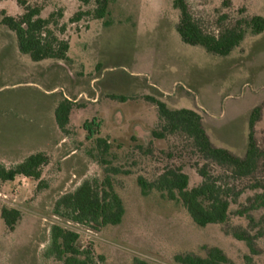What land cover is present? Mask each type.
Masks as SVG:
<instances>
[{
  "label": "rangeland",
  "instance_id": "rangeland-1",
  "mask_svg": "<svg viewBox=\"0 0 264 264\" xmlns=\"http://www.w3.org/2000/svg\"><path fill=\"white\" fill-rule=\"evenodd\" d=\"M25 1L42 5L44 16L63 13L69 60L33 62L19 51L15 33L0 23V162L10 167L38 151L49 156L42 188L25 176L0 186V208L6 205L22 213L13 231L0 221V264H50L43 253L54 224L80 233V245H91L105 264H132L136 257L150 264H176L177 254H201L211 246L244 264L248 251L219 227H198L176 202L158 193L143 195L137 183L139 174L148 175L143 165L119 176L126 206L120 225L95 231L55 215L53 208L61 195L84 180L103 176V167L89 154L96 137L109 138L120 156L116 164H125L122 157L136 143L151 140L159 111L147 96L170 108L197 111L212 144L236 155L246 151L250 114L259 107L253 129L262 144L264 31L246 35L221 57L181 41L173 0H110L107 18L84 17L73 24L70 19L78 11L94 6L81 0ZM185 1L192 17L214 33L245 15L264 18V0ZM2 11L16 17L24 10L21 0H0V19ZM109 95L129 99L122 102ZM64 96L78 105L67 131L55 117ZM93 119L100 121L99 128L93 127L100 134L87 140L84 123ZM156 146L166 143L157 141ZM260 246L262 254L253 256L255 262L264 261V240Z\"/></svg>",
  "mask_w": 264,
  "mask_h": 264
},
{
  "label": "trees",
  "instance_id": "trees-1",
  "mask_svg": "<svg viewBox=\"0 0 264 264\" xmlns=\"http://www.w3.org/2000/svg\"><path fill=\"white\" fill-rule=\"evenodd\" d=\"M83 5L94 7L78 11L71 24L84 17L105 19L110 15V0H81ZM23 13L12 16L2 11L1 25L15 33L19 51L33 62L54 60L68 61L70 39L66 36L67 24L60 23L61 11L44 16L42 5H30L21 0ZM178 11L176 31L187 45L200 46L206 52L225 57L238 47L246 35L264 31V18L245 15L232 25L216 33L205 31L194 19L185 0H173ZM227 4L223 2V5ZM240 9V13H243ZM106 24H110L107 20ZM126 102L127 96L109 95ZM148 100L157 105L159 120L151 129L147 144L136 143L122 157L125 164H116L120 158L112 151L109 138L98 136L89 154L103 167V176L84 180L74 191L61 195L55 202V215L68 221L100 231L120 225L126 214L124 199L119 193L120 175H131L134 168H142L148 175L139 174L137 183L143 195L158 193L164 199L176 202L198 227L217 226L225 236L241 243L249 254L243 256L244 264L255 262L253 256L262 252L264 240V140L262 144L254 135V124L259 119L260 108L255 107L249 119L247 148L243 155L216 147L210 141L203 124V117L195 110L170 108L153 96ZM76 101L64 96L55 108L59 128L67 131ZM100 121L87 120L86 139L91 140L99 130ZM136 141V138H133ZM157 141L166 147L156 146ZM148 162V163H147ZM49 156L43 151L30 154L22 161L8 167L0 162V186L13 182L19 176L38 181L42 188L43 167ZM19 209L6 205L0 208V221L13 231L20 221ZM80 233L54 224L44 257L50 264H105L90 246H81ZM176 264H236L217 246L203 247V253L186 252L174 257ZM132 264H150L136 257Z\"/></svg>",
  "mask_w": 264,
  "mask_h": 264
},
{
  "label": "built area",
  "instance_id": "built-area-1",
  "mask_svg": "<svg viewBox=\"0 0 264 264\" xmlns=\"http://www.w3.org/2000/svg\"><path fill=\"white\" fill-rule=\"evenodd\" d=\"M5 197H6V195H5Z\"/></svg>",
  "mask_w": 264,
  "mask_h": 264
}]
</instances>
